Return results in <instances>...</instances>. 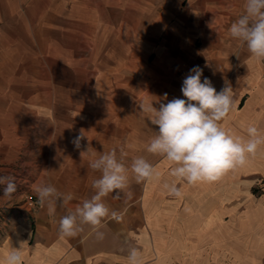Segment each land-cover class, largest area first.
Masks as SVG:
<instances>
[{
  "label": "crops",
  "instance_id": "1",
  "mask_svg": "<svg viewBox=\"0 0 264 264\" xmlns=\"http://www.w3.org/2000/svg\"><path fill=\"white\" fill-rule=\"evenodd\" d=\"M244 4L245 0H196L194 7L180 14L178 22L168 25L159 47L162 62L159 70L151 72L155 83H151L149 92L158 94L159 103H166L168 98L165 94L168 97L170 92L181 95L183 79L193 67L199 66L203 71L202 80L207 77L218 92L226 84L230 85L233 101H236L235 93H241L238 94L237 104L243 95L249 94L251 97L247 95L245 107L258 109V121L264 117V99L257 101L255 95L258 93L261 98L262 93L264 98V60L239 47L229 33L230 25L244 13ZM21 7L19 0H0V68L11 57L9 46L18 41L11 39L13 28L22 26L26 29L29 26ZM164 17L169 23L170 9L164 12ZM141 23L142 28H149V20ZM127 27L129 29L124 33L115 35L118 45L115 50H120V59L115 55L113 70L115 75L121 76V80H116L119 94H116L118 100L114 109L105 110L100 99L98 110L92 111L91 103H83L79 106L82 115L77 117L71 111L60 116L55 110L46 116L42 108H57L59 101L44 105L42 100H27L23 95V98L11 95L0 99V175H10L15 178L16 184H21L11 198L0 192V205L13 208L15 213L0 243V261L12 247H19L23 241V264H127L131 248L140 252L143 264H170L172 235H175L170 229V212L165 208L156 212L149 210L148 206L140 212L139 205L172 202L163 185L173 181L169 172L174 165L166 158L146 151L147 141L155 134V126L150 124L147 116L140 123L136 93L139 68L136 61L133 63V55L137 54L136 49L143 41L139 40L137 19ZM194 32L203 37L202 45L198 46L196 39H186ZM104 74H108L107 69ZM146 94L143 96L150 97L149 102L154 100L152 95ZM235 106L236 103L221 123L232 121ZM91 113H94L92 117L87 115ZM81 132L84 138L81 148L76 149L72 141ZM140 140L143 142L140 143ZM112 150L116 151L118 159L122 151L126 154L123 162L129 169L133 158L149 156L148 161L155 166L159 177L136 183L129 171L131 198L126 202L124 198L114 199V194L104 198L110 210L122 213L123 219L106 218L103 221L100 229L104 233L103 240L96 238L90 225H82L83 230L76 237L62 238L58 231L60 218L94 194L92 180L99 173L89 168V161ZM82 152H85L83 156ZM18 160L22 169L15 166ZM40 183L50 184L62 193H71L73 200L66 206L58 204L54 216H50L47 207L41 204L32 209L26 197L33 195L39 204L33 186ZM175 183L181 191L189 189L192 196L180 195L174 202L188 198L192 201L190 203H196L201 197L207 199L211 196L207 190L209 185L204 182L188 185L186 181L175 180ZM139 189L142 190L139 192ZM165 219L166 223H162L160 228L156 220Z\"/></svg>",
  "mask_w": 264,
  "mask_h": 264
},
{
  "label": "rangeland",
  "instance_id": "2",
  "mask_svg": "<svg viewBox=\"0 0 264 264\" xmlns=\"http://www.w3.org/2000/svg\"><path fill=\"white\" fill-rule=\"evenodd\" d=\"M195 2L19 0L29 26L26 29L22 26L13 28L11 39L22 42L11 43V57L1 65L0 99L11 95L23 98V95L27 100H42L44 105L59 101L57 108H42L46 116L55 110L60 116L71 111L77 117L82 115L79 106L91 103L90 110L95 111L100 99L105 110L114 109L118 100L116 94H119L116 80H121V76L115 75L113 70L115 55L120 59V50H115L118 46L115 35L124 33L131 21L137 19L139 40L144 43L138 45L137 54L133 55V63L136 61L139 68L138 106L151 102L158 107L161 101L156 97L158 94L149 91L154 82L151 72L159 70L162 62L159 47L163 42V33L168 25L179 21L180 14L194 7ZM169 9L171 18L166 23L168 19L164 17V12ZM146 20H149V28H142L141 22ZM186 39H196L198 46L204 43L203 37L195 32L188 34ZM106 69L107 75L104 74ZM145 93L152 95L154 100L149 102L150 97L143 96ZM238 94L241 95L235 93L234 97V118L229 123L221 121V127L245 139L249 125L264 132V117L257 120L258 109L245 107L250 95H243L237 104ZM255 95L257 101L264 99L262 93L261 98L258 93ZM166 98H183V95L170 92ZM87 115L92 117L94 113ZM145 116L139 107L140 123ZM142 156L150 160L149 156ZM17 163L15 166L22 169L21 161ZM204 184L209 185L207 190L211 196L207 199L201 197L202 200L200 198L196 203H190L192 201L188 198L174 202L177 196L170 194V204L139 205L140 212L147 206L156 212H162L164 208L170 212V229L175 233L172 235L170 264H264V146L258 149L255 156H250L245 165L227 171L217 181ZM16 185L18 190L21 184ZM3 189L4 185H0L1 193ZM189 191L185 189L180 193L192 196ZM26 199L32 209L40 205L31 194ZM12 209L0 205V243L13 222L11 219L15 213ZM166 221L156 220L160 228Z\"/></svg>",
  "mask_w": 264,
  "mask_h": 264
},
{
  "label": "clouds",
  "instance_id": "3",
  "mask_svg": "<svg viewBox=\"0 0 264 264\" xmlns=\"http://www.w3.org/2000/svg\"><path fill=\"white\" fill-rule=\"evenodd\" d=\"M229 33L239 47L264 60V0H245L244 13L230 25ZM202 76L199 66L190 70L182 82L184 98H173L159 103L158 107L151 103L139 105L140 112L155 126V134L146 151L164 157L174 165L169 172L174 179L163 187L177 197L181 193L175 180L189 184L217 181L227 171L245 165L247 159L264 146V132L254 125L247 127V139L221 127L220 122L234 106L233 89L226 84L218 92L212 82L207 77L202 80ZM83 138L81 132L73 139L76 149L81 148ZM89 149L90 146L87 151ZM125 155L122 151L118 159L116 151L112 150L89 161V168L99 173L92 180L94 194L60 218L58 231L62 238L76 237L83 230L82 225H90L96 238L103 240L104 233L100 231L103 221L106 218L123 219L122 213L110 210L104 198L109 194H114V199L124 198L125 202L131 198L129 171L136 183L159 177L155 166L143 156L133 158L129 169L123 162ZM0 185H4L3 195L9 198L17 190L15 178L10 175H0ZM33 191L50 216L55 215L58 204L66 206L73 200L71 193L59 192L46 183L34 185ZM23 244L21 241L19 247H12L0 264H23ZM127 264H143L136 248L129 250Z\"/></svg>",
  "mask_w": 264,
  "mask_h": 264
}]
</instances>
